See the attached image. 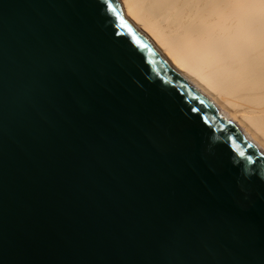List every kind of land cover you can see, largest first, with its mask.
<instances>
[{
    "label": "water",
    "instance_id": "95a60500",
    "mask_svg": "<svg viewBox=\"0 0 264 264\" xmlns=\"http://www.w3.org/2000/svg\"><path fill=\"white\" fill-rule=\"evenodd\" d=\"M0 264H264V155L115 0H0Z\"/></svg>",
    "mask_w": 264,
    "mask_h": 264
},
{
    "label": "bare ground",
    "instance_id": "6f19581e",
    "mask_svg": "<svg viewBox=\"0 0 264 264\" xmlns=\"http://www.w3.org/2000/svg\"><path fill=\"white\" fill-rule=\"evenodd\" d=\"M169 68L264 155V0H115Z\"/></svg>",
    "mask_w": 264,
    "mask_h": 264
}]
</instances>
